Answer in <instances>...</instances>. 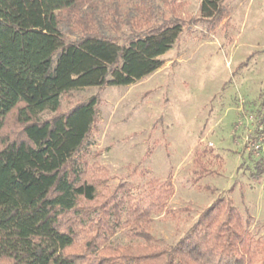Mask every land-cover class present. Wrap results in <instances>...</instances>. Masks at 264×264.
<instances>
[{
    "label": "rangeland",
    "instance_id": "rangeland-1",
    "mask_svg": "<svg viewBox=\"0 0 264 264\" xmlns=\"http://www.w3.org/2000/svg\"><path fill=\"white\" fill-rule=\"evenodd\" d=\"M201 2L82 0L58 14L68 40L95 32L122 43L134 30L172 21L183 27L154 73L131 85L76 88L62 97L61 112L92 96L100 100L84 150L85 175L97 196L81 200L87 220L80 230L96 234L101 254H146V240L136 235L146 221L135 225L128 212L146 200L149 186L168 180L172 193L150 223L159 243L179 241L222 196L264 239V171L258 174V164L264 168V0H223L220 20L202 18ZM22 129L12 113L2 136ZM114 217L116 228L105 232ZM84 242L66 253H82Z\"/></svg>",
    "mask_w": 264,
    "mask_h": 264
},
{
    "label": "trees",
    "instance_id": "trees-1",
    "mask_svg": "<svg viewBox=\"0 0 264 264\" xmlns=\"http://www.w3.org/2000/svg\"><path fill=\"white\" fill-rule=\"evenodd\" d=\"M80 1L0 0V264H264V239L223 196L179 241L159 243L150 223L172 193L171 180L149 186L146 200L128 212L127 221H146L136 232L146 254H101L96 234L82 235L87 218L80 202L97 196L85 175L84 150L100 100L92 96L61 112L62 97L76 88L131 85L154 73L183 27L172 21L134 30L122 43L95 32L68 40L58 14ZM222 2L202 0L201 17L223 19ZM12 113L23 129L8 139L2 134ZM263 171L258 164V174ZM116 219L105 232L116 228ZM81 238L85 250L66 253Z\"/></svg>",
    "mask_w": 264,
    "mask_h": 264
}]
</instances>
